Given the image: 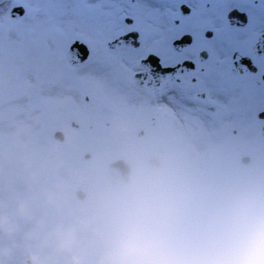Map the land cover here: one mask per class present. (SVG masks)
<instances>
[{
  "label": "rangeland",
  "instance_id": "rangeland-1",
  "mask_svg": "<svg viewBox=\"0 0 264 264\" xmlns=\"http://www.w3.org/2000/svg\"><path fill=\"white\" fill-rule=\"evenodd\" d=\"M96 1L91 5V0H26L42 11L35 18L29 12L17 19L25 44L32 42L40 20L43 29L52 24L60 29L55 43H50L53 50L78 37L90 45L91 53L83 65L70 66L63 75L51 73L43 85L39 60L22 80L7 69L0 71V170H22L28 164L29 170L51 174L55 163L63 161L60 175L77 170L87 175L89 191L111 190L115 188L105 182L108 162L122 157L131 163V174L151 172L146 160L158 156L162 164L157 171L183 185L189 205L207 180L213 181L209 191L218 194L264 188V173L256 172L252 162H240L251 153L249 133L237 131L233 86L225 84L214 97L220 103L216 115L213 106L204 103L194 110L182 98L171 102V113L160 114L157 104L165 102L132 84L138 56L130 58L126 73L120 74L112 64L119 59L105 46L124 29V16H134L136 25H144L145 9H153V0H114V9L110 0ZM13 3L17 0L0 5V18L9 15ZM55 59L49 56V65ZM143 104L145 112L140 110ZM57 130L65 133L61 143L52 137ZM8 199L0 189V200ZM4 243L0 237V246Z\"/></svg>",
  "mask_w": 264,
  "mask_h": 264
},
{
  "label": "clouds",
  "instance_id": "clouds-1",
  "mask_svg": "<svg viewBox=\"0 0 264 264\" xmlns=\"http://www.w3.org/2000/svg\"><path fill=\"white\" fill-rule=\"evenodd\" d=\"M62 167L0 170V264H264L262 187L194 211L159 171L89 191Z\"/></svg>",
  "mask_w": 264,
  "mask_h": 264
},
{
  "label": "flooded vegetation",
  "instance_id": "flooded-vegetation-1",
  "mask_svg": "<svg viewBox=\"0 0 264 264\" xmlns=\"http://www.w3.org/2000/svg\"><path fill=\"white\" fill-rule=\"evenodd\" d=\"M153 3V9H145L149 23L140 27L134 17L129 18L131 24L122 30L136 29L138 46L111 51L112 57L119 59L112 61L115 71L125 74L130 58L138 56L137 65L149 54L156 58L161 68L184 64L186 67L175 73L178 79L170 81L154 95L165 102V105L157 104L160 114L171 113V102L182 98L187 107L194 110L204 103L213 106L216 115L215 108L220 103L215 98L219 90L225 84L233 86L234 112L239 121L237 131L249 133L252 154L249 162L256 172L264 173V0H153ZM109 5L114 9V0H110ZM237 13L246 16L245 23H237ZM229 15L233 17L232 25ZM243 57L250 60L251 71H241V67H237L234 73L231 64ZM140 110L145 112L144 104ZM211 184L213 181L207 180L205 189L192 198L190 206L194 211L203 193L217 199L237 193V190L226 194L211 193L207 188ZM179 187L181 191L183 185ZM189 190L193 195L194 186Z\"/></svg>",
  "mask_w": 264,
  "mask_h": 264
},
{
  "label": "snow or ice",
  "instance_id": "snow-or-ice-1",
  "mask_svg": "<svg viewBox=\"0 0 264 264\" xmlns=\"http://www.w3.org/2000/svg\"><path fill=\"white\" fill-rule=\"evenodd\" d=\"M13 7H23L25 15L31 12L35 18L41 11L39 7H31L26 0H17ZM17 18L10 15L0 18V71L7 69L14 74L18 80H22L24 74L29 72L39 60L43 67V74L38 77L42 85L47 83L51 73L63 75L65 70L71 66L73 58L71 45L63 48L56 47L54 50L50 43H55L56 34L60 29L52 24L49 28L43 29V21L36 20L33 30L34 38L30 44H25V34L17 23ZM49 56L56 59L49 65Z\"/></svg>",
  "mask_w": 264,
  "mask_h": 264
},
{
  "label": "water",
  "instance_id": "water-1",
  "mask_svg": "<svg viewBox=\"0 0 264 264\" xmlns=\"http://www.w3.org/2000/svg\"><path fill=\"white\" fill-rule=\"evenodd\" d=\"M9 1V0H0V3ZM23 13L22 7H14L11 14L13 16H19ZM245 17L243 15L237 14V23H243ZM136 31L131 33L122 34L116 37L114 40L108 42L110 48H116L120 45L133 46L136 45L135 35ZM71 50L73 53V58L70 60L72 65H80L85 61L88 56V48L86 44L79 40H74L71 44ZM139 66L144 68L143 71H137L134 74V84L139 88H142L148 91L151 94L157 92L161 87L165 86L171 79H174V73L183 70L186 66L178 65L174 68H161L160 65L153 57L142 59L139 63ZM57 141H60L61 138L55 136ZM160 161L152 157L148 161V168L152 171L156 170L159 167ZM130 165L126 163L123 159H117L111 162L107 167L106 180L110 185L118 187L120 182L129 176ZM218 199L210 198L207 195H202L198 203L200 205L199 209L210 205Z\"/></svg>",
  "mask_w": 264,
  "mask_h": 264
},
{
  "label": "bare ground",
  "instance_id": "bare-ground-1",
  "mask_svg": "<svg viewBox=\"0 0 264 264\" xmlns=\"http://www.w3.org/2000/svg\"><path fill=\"white\" fill-rule=\"evenodd\" d=\"M92 4L91 5H96L97 1L96 0H91Z\"/></svg>",
  "mask_w": 264,
  "mask_h": 264
}]
</instances>
